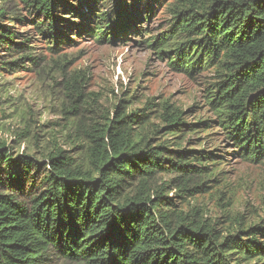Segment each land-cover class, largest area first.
Here are the masks:
<instances>
[{
    "label": "trees",
    "instance_id": "16d2710c",
    "mask_svg": "<svg viewBox=\"0 0 264 264\" xmlns=\"http://www.w3.org/2000/svg\"><path fill=\"white\" fill-rule=\"evenodd\" d=\"M19 1L43 18L36 27L50 49L73 40L66 27L105 42L128 29L120 3L102 8L109 0ZM167 8L173 23L148 46L175 71L215 73L207 98L213 119L187 124L183 111L165 103L163 125H149L142 110L118 106L103 120L77 123L75 141L85 147L79 160L58 145L41 161L0 142V264H50L53 256L76 264H264L260 222L221 232L199 210H178L168 181L159 182L176 174L169 184L188 191L196 177L215 173L207 165L213 151L183 146V133L210 123L241 156L264 160V0H173ZM20 39L0 23V46L19 52L7 66L34 61L25 55L29 40ZM159 134L165 137L156 140Z\"/></svg>",
    "mask_w": 264,
    "mask_h": 264
},
{
    "label": "rangeland",
    "instance_id": "374dc122",
    "mask_svg": "<svg viewBox=\"0 0 264 264\" xmlns=\"http://www.w3.org/2000/svg\"><path fill=\"white\" fill-rule=\"evenodd\" d=\"M109 1L102 8L116 9L119 3L124 8L120 10L128 28L125 36L115 42L98 41L89 33L66 27L73 40L61 39L59 47L50 49L53 44L36 27L43 22L37 12L19 0H0V12H4L0 23L19 32L21 41L29 40L32 48L25 55L34 60L7 66L4 62L16 60L19 52L0 46V142L12 154L25 153L43 161L58 145L67 156L79 160L85 147L75 141L77 123L103 120L118 106L128 112L142 110L138 113L148 117L149 125H163L160 114L165 103L183 111L187 124L213 119L207 98L217 79L215 73L208 70L190 76L175 71L167 55L148 46L152 38L170 29L173 16L167 6L173 0H142L147 2L146 9L133 0L126 4L136 8L124 6V0ZM138 12H147L148 18L139 19ZM210 124V129L196 126V132L183 133V146L213 151L216 157L207 165L215 173L196 177L192 184L200 183L188 191L169 184L176 174L163 173L159 182L168 181L166 193L178 210H199V216L215 222L221 232L259 222L264 226V160L241 156L225 133ZM162 136L155 138L162 140ZM24 191L22 199L27 202L29 192ZM51 258L50 264H76Z\"/></svg>",
    "mask_w": 264,
    "mask_h": 264
}]
</instances>
